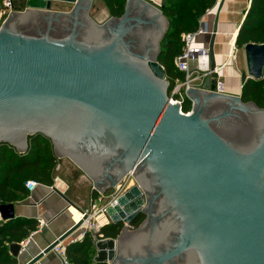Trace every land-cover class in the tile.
<instances>
[{
    "label": "water",
    "instance_id": "water-1",
    "mask_svg": "<svg viewBox=\"0 0 264 264\" xmlns=\"http://www.w3.org/2000/svg\"><path fill=\"white\" fill-rule=\"evenodd\" d=\"M53 1L73 3V8L53 10ZM92 1L25 0L23 11H10L5 18L0 27V144L24 153L28 136L41 132L52 139L59 157L68 156L92 178L98 192L135 167L136 183L107 208L111 222L122 229L115 239L96 241L95 261L108 263L113 256L108 264H122L134 255L135 264H169L163 262L185 249V264H198V259L264 264V107L243 102L240 95L217 93L215 79L207 75L200 88L187 89L192 110L183 113L168 95L157 60L169 27L161 10L166 0L160 8L147 0H126L122 16L102 23L89 15ZM222 2L211 29V59ZM243 51L246 78L261 79L264 43H246ZM55 102L77 104L107 121L129 153L123 168L108 167L98 180L92 171L101 159L90 158L89 169L63 152L54 130L37 116L42 106ZM145 164L162 175L182 212V220L169 229L177 233L174 247L165 250L155 238L166 235L167 227L156 237L145 233L152 224L150 211L137 229L129 228L148 205L136 175ZM14 217V203L0 204L3 221ZM78 227L79 222L73 224L25 264H39ZM23 249L21 243L9 246L16 259Z\"/></svg>",
    "mask_w": 264,
    "mask_h": 264
},
{
    "label": "trees",
    "instance_id": "trees-1",
    "mask_svg": "<svg viewBox=\"0 0 264 264\" xmlns=\"http://www.w3.org/2000/svg\"><path fill=\"white\" fill-rule=\"evenodd\" d=\"M110 16L120 17L124 13L126 0H101ZM217 0H166L161 7L168 20V30L160 42L161 51L158 62L163 66L169 83V93L175 82L184 79V73L175 67L174 59L183 51V34L192 32L198 27L199 19L214 7ZM0 10H4L0 0ZM264 43V0H251L245 17L239 26L235 46L242 48L246 43ZM240 98L243 102L252 101L264 107V75L261 79L245 78ZM191 102L188 98L182 103V111L188 112ZM28 147L20 153L9 143L0 144V204L15 203L26 195L25 182L35 180L38 183L52 185L58 160L54 155L53 145L49 138L42 134L30 135ZM145 213H139L131 225L139 226L145 220ZM39 226L34 218L0 219V264H17L9 246L27 240ZM122 229L121 223H110L101 227L98 239H115ZM93 241L89 235L81 241L67 244L65 256L71 264H107L95 261Z\"/></svg>",
    "mask_w": 264,
    "mask_h": 264
},
{
    "label": "crops",
    "instance_id": "crops-1",
    "mask_svg": "<svg viewBox=\"0 0 264 264\" xmlns=\"http://www.w3.org/2000/svg\"><path fill=\"white\" fill-rule=\"evenodd\" d=\"M160 8L161 0H147ZM217 0L213 8L205 13L204 21L208 25L209 33L198 36L195 45L209 48L211 40V29L217 12ZM251 0H223L218 13V27L213 44L212 59L209 57L208 66L212 64L221 66L219 79L225 84L226 93L240 95L241 88L247 75V67L244 51L235 47L231 49V44L235 43V38L242 23ZM192 68L197 67L196 62L191 61ZM216 79L217 76H211ZM65 157H61L63 159ZM70 160V159H69ZM72 162V161H71ZM77 166L74 162H72ZM78 167V166H77ZM63 167L58 165L54 172V182L52 185L39 183L33 192H26L25 197L14 203V218H34L38 220V228L31 233L30 237L23 241V251L17 258V264H25L30 260L31 254L39 253L48 243L56 240L66 232L73 224L74 219H78L79 213L76 209H83L89 204L92 194L81 196L69 190V184L59 173ZM80 169V168H79ZM77 176V174H76ZM80 176L77 177V179ZM90 179V178H89ZM93 182V180H91ZM93 192H98L92 185ZM58 191L59 193H57ZM63 194L71 203L60 196ZM73 206V207H71ZM1 219V218H0ZM2 220V219H1ZM75 230L63 243L67 245L70 237L77 236ZM39 264H63L59 254L51 251L45 254Z\"/></svg>",
    "mask_w": 264,
    "mask_h": 264
},
{
    "label": "flooded vegetation",
    "instance_id": "flooded-vegetation-1",
    "mask_svg": "<svg viewBox=\"0 0 264 264\" xmlns=\"http://www.w3.org/2000/svg\"><path fill=\"white\" fill-rule=\"evenodd\" d=\"M37 113L38 117L44 119L41 121L54 130L57 138L61 141V149L63 152H71L89 169L91 165L90 158L101 159L100 165L95 167L92 171L94 173L92 175L96 179H102L108 167L113 168L117 166L120 170L123 168L125 159H127L129 153L124 152L125 144L123 139L120 138L117 131L112 129L110 124L102 117L77 104L62 102H55L54 105L47 108L42 106ZM35 134L44 135L41 132ZM46 137L52 142L50 137ZM52 145L54 155L59 165L61 157H59L56 152L53 142ZM131 152L132 150H130V154ZM120 155L121 158L117 161L116 158ZM64 157L74 162L68 156ZM84 174L92 180L88 174L85 172ZM136 175L143 183L144 187L142 189L145 197L147 194L148 200L150 201H148L146 211L140 212L145 213L146 217L148 216V211L152 214V224L145 233L149 235V237H156L157 233L163 230V227H167V230H169L174 222L182 220V212L175 208L177 207V202L174 200L173 194L168 188L166 181L163 180L162 175L152 165H143L137 170ZM137 228L138 226L134 227L133 230ZM176 234L177 233L174 231L169 230L166 235L159 238L156 237L155 239L160 240V244H157L158 248L165 250L167 247H174L172 242ZM146 244L147 239L143 242L144 246H146ZM187 254L188 252L186 253L184 249L172 257V259L166 260L163 263L185 264ZM132 256L134 258V255H128L129 258L126 257V260L122 264H135V261L130 260ZM202 256L204 257V255ZM197 261H200L198 264L208 263L205 260L198 259ZM137 264H146V262H137Z\"/></svg>",
    "mask_w": 264,
    "mask_h": 264
},
{
    "label": "built area",
    "instance_id": "built-area-1",
    "mask_svg": "<svg viewBox=\"0 0 264 264\" xmlns=\"http://www.w3.org/2000/svg\"><path fill=\"white\" fill-rule=\"evenodd\" d=\"M11 1L12 0H3L4 7L10 8ZM204 16L205 15L199 19L196 30L183 34V51L174 59L175 67L178 71L184 73V79L175 82V85L169 93V97L173 103L179 104L180 109L182 108L184 99L187 97V89L189 87L196 89L200 88L207 75L217 76L215 79V91L220 94H226L225 84L218 76L221 66L214 65L213 69L208 66L209 48L195 45V39L198 36L209 33L208 25L206 21H204ZM235 47V43L231 44L232 50L235 49ZM191 61L196 62V69H190ZM191 110L192 108L188 112H183L181 109L183 113H190ZM134 169L135 167L129 169L114 186L104 192H98L95 197L89 200L87 207L76 209L79 213V217L78 219L73 218V220L74 224L79 222V227L77 228L79 233L77 236L70 237L67 244L81 241L87 235L90 236L93 242L99 240L97 238V233L101 227L111 223L107 208L117 205V199L136 182L132 175ZM38 184L39 183L35 180H27L25 182V189L29 193L33 192ZM129 228L133 229L134 226L129 225ZM65 246L63 242H59L52 250L61 256L63 264H71L66 259Z\"/></svg>",
    "mask_w": 264,
    "mask_h": 264
},
{
    "label": "rangeland",
    "instance_id": "rangeland-1",
    "mask_svg": "<svg viewBox=\"0 0 264 264\" xmlns=\"http://www.w3.org/2000/svg\"><path fill=\"white\" fill-rule=\"evenodd\" d=\"M25 4H26L25 0H12L10 8H4V10L3 9L0 10V27L4 22L5 18L7 17V15L10 13V11H23L26 7ZM72 8H73V3L59 2V1L52 2V9L56 11L69 12ZM89 15L97 23H102L110 17L108 9L101 0L92 1L89 9ZM239 49L243 50L242 48ZM168 95H169V91H168ZM191 108H192V103H191ZM59 164L61 167H63L62 168L63 170L59 173V175L62 176L63 179L69 184L70 186L69 190L71 192L73 193L75 192L76 194H79L81 196H86V195L88 196L90 192L92 194V197H95L97 195L98 192H93V188H92L93 182L91 181V179H89L84 174V172L81 169H79L77 166H75L68 158L60 159ZM78 176L80 177L77 179ZM93 243L95 250L93 256L94 259L97 256V249L95 245L96 242ZM111 259H109L107 262L109 263Z\"/></svg>",
    "mask_w": 264,
    "mask_h": 264
},
{
    "label": "bare ground",
    "instance_id": "bare-ground-1",
    "mask_svg": "<svg viewBox=\"0 0 264 264\" xmlns=\"http://www.w3.org/2000/svg\"><path fill=\"white\" fill-rule=\"evenodd\" d=\"M138 161H140V159ZM71 207H73V206H71Z\"/></svg>",
    "mask_w": 264,
    "mask_h": 264
}]
</instances>
